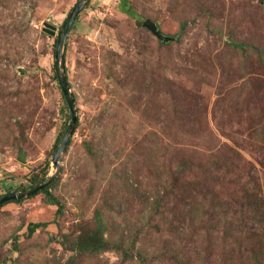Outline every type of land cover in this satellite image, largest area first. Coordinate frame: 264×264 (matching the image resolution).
I'll return each instance as SVG.
<instances>
[{"label": "rangeland", "instance_id": "1", "mask_svg": "<svg viewBox=\"0 0 264 264\" xmlns=\"http://www.w3.org/2000/svg\"><path fill=\"white\" fill-rule=\"evenodd\" d=\"M76 1L0 0V195L45 161L55 172L70 118L55 38ZM128 3L88 0L67 35L78 123L51 188L61 212L43 193L2 204L0 264H63L97 209L130 251L78 264H264V0ZM145 19L170 36L184 28L159 45ZM188 153L192 188L155 210L168 164ZM29 222L45 225L30 235Z\"/></svg>", "mask_w": 264, "mask_h": 264}, {"label": "trees", "instance_id": "2", "mask_svg": "<svg viewBox=\"0 0 264 264\" xmlns=\"http://www.w3.org/2000/svg\"><path fill=\"white\" fill-rule=\"evenodd\" d=\"M121 4L127 13L131 11V7L129 6L128 0H121ZM78 16L76 17L74 23L72 26L77 22ZM153 21V20H152ZM140 23V22H139ZM156 23V22H155ZM157 24V23H156ZM71 26V27H72ZM158 29L160 30L158 24ZM184 28V25L182 24L180 30L178 31V36L181 34L182 30ZM147 29V28H146ZM147 31H149L147 29ZM161 31V30H160ZM162 32V31H161ZM152 35H154L152 32H150ZM155 36V35H154ZM175 37L173 40L162 42L160 39H158L156 36L155 38L159 42V45H168L171 41L177 40V37L175 35H171ZM56 43V38H55ZM54 77L56 78V74H54ZM67 78V77H66ZM63 95V94H62ZM64 98V96H63ZM78 123V118L75 124V128ZM17 124L19 125L20 122L18 121ZM65 127L59 132L55 143L53 145V151L57 148L60 139L62 137V134L64 132ZM75 130V129H74ZM71 141V136L67 141L65 149L69 146V143ZM88 150H90L89 144L85 143ZM235 154L238 156L239 154L234 151ZM192 153L185 154L183 156H180V160H174L171 161L168 164V169L165 171L166 179L164 182L163 187V193L160 195V198L156 201V208L160 205V201L163 199H166L168 196H171L174 194V192H184L193 186V181H191L192 176L194 175V168H196V162L198 159H193V155H189ZM187 155V156H186ZM198 156V155H196ZM240 156V155H239ZM217 158L222 161L224 159V150L220 151L219 154H217ZM174 162V164H173ZM48 162L45 161V167L40 172H33L29 178L28 182L29 184L27 186L20 185L16 187L15 190H25L26 188H31L43 181L47 177V169ZM54 181L49 184L46 188L43 190L38 191L37 193L30 195V197H33L39 193L44 194V199L47 203L56 205L59 212H61V206L60 202L57 199V197L53 194L51 191V188L53 187ZM6 194V193H5ZM4 194H1L2 196ZM23 199H20L19 201H22ZM13 201V200H12ZM18 201V202H19ZM10 202V201H8ZM7 203V202H5ZM3 203V204H5ZM1 206V205H0ZM157 212V211H156ZM155 213H153L154 215ZM45 225L44 222H29L27 226L28 234H32L36 231V229L41 228ZM106 227L105 223L103 221V218L101 216V211L97 209L95 211V219L93 224H87L80 227V231L73 240L69 243L68 249L72 252L70 256L65 260L63 264H78V260L82 257H89L92 255H96L98 253H102L109 250H117L119 254L127 256L130 249L129 245H125L122 243L121 239L112 240L111 238L107 237L105 234Z\"/></svg>", "mask_w": 264, "mask_h": 264}, {"label": "water", "instance_id": "3", "mask_svg": "<svg viewBox=\"0 0 264 264\" xmlns=\"http://www.w3.org/2000/svg\"><path fill=\"white\" fill-rule=\"evenodd\" d=\"M87 1L88 0H77L75 2V4L72 6L69 13L67 14L66 18L64 19L57 35H56L57 28L55 25L49 22H44L43 27H42V30L48 35L50 36L56 35V43H55V50H54L55 74H56L61 92L66 101L67 107L70 111V118H69L68 125L65 128L63 135L60 139V142L52 155L51 162L52 164L55 165V172L49 175L48 177H46L43 181H41L34 187L21 190V191H12V192H9V193H6L0 196V205L8 201H12V200L15 201V200H19L24 197H28L30 195L37 193L40 190H43L55 180V178L60 172V169H61L60 156L66 147L68 139L74 132L75 124L77 121L75 99H74L72 92L70 91L67 78H66V73H65V59H64L63 48H64V44L66 42L67 35L71 29L72 24L74 23L76 17L81 12V10L85 7ZM142 25L146 27L150 32H152L162 42H167V41L174 39L173 36L162 33L158 29L157 24L150 19H145ZM18 160L21 162L25 161L24 153L22 151L19 152L18 154Z\"/></svg>", "mask_w": 264, "mask_h": 264}]
</instances>
